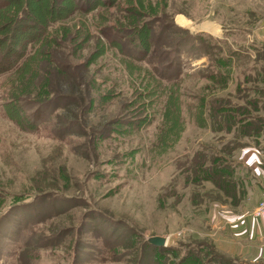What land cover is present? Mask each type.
Segmentation results:
<instances>
[{
	"label": "rangeland",
	"instance_id": "obj_1",
	"mask_svg": "<svg viewBox=\"0 0 264 264\" xmlns=\"http://www.w3.org/2000/svg\"><path fill=\"white\" fill-rule=\"evenodd\" d=\"M262 91L264 0H0V264H250L197 167L247 138L210 106L264 126Z\"/></svg>",
	"mask_w": 264,
	"mask_h": 264
},
{
	"label": "crops",
	"instance_id": "obj_2",
	"mask_svg": "<svg viewBox=\"0 0 264 264\" xmlns=\"http://www.w3.org/2000/svg\"><path fill=\"white\" fill-rule=\"evenodd\" d=\"M242 143L233 154L236 164L233 173L238 185L234 192L223 194V203H215L225 210L223 226L214 225L213 235L219 234L217 244L222 243L225 253L250 264H264V216L254 215L264 198V130Z\"/></svg>",
	"mask_w": 264,
	"mask_h": 264
},
{
	"label": "trees",
	"instance_id": "obj_3",
	"mask_svg": "<svg viewBox=\"0 0 264 264\" xmlns=\"http://www.w3.org/2000/svg\"><path fill=\"white\" fill-rule=\"evenodd\" d=\"M213 46H214V49H218L216 47L217 45H213ZM222 48H223V51H225L224 45ZM218 51L221 52L219 49ZM209 56L211 58V62L213 65L212 67L214 68V70L218 71V73H215L213 77L217 76L216 78L218 79L217 74L220 75L221 73L222 75L220 79H223L225 82H228L229 73L228 72L226 73V71H227L228 65L231 63L230 62L231 59L235 60V58L244 56V54L241 52L239 48H236V49L231 48L227 51L226 55H223L222 53H218L214 56H211V54ZM221 87L224 88V84ZM262 93L264 92L262 91ZM232 108L233 107H225L224 109V107H221V106L220 107L210 106L209 113L213 111V115H211L210 113L211 116H209V118L213 121V118H215L217 115L218 116L220 115L221 119L225 120L228 123V126L233 127L232 130L240 131L241 136L243 137H254L260 134L262 130H264L263 125L261 124L256 125L253 122V120L255 119L252 116L238 117L239 108H235L236 109L235 111ZM250 126L252 127V129L247 130L248 127ZM239 141L237 140V145L235 146L236 149L242 145V142L241 141L239 142ZM233 167L234 166H231V167L230 166L225 167L223 165L216 166L215 164L209 165L207 167V166H202L200 164V166H198L197 168L199 170L207 168L209 179L213 180V183L215 184L216 188L218 187L220 189L227 191L228 193H232V191L234 192V190L236 189V186L238 185L237 180L231 177V175L233 174ZM208 169H211V172Z\"/></svg>",
	"mask_w": 264,
	"mask_h": 264
},
{
	"label": "water",
	"instance_id": "obj_4",
	"mask_svg": "<svg viewBox=\"0 0 264 264\" xmlns=\"http://www.w3.org/2000/svg\"><path fill=\"white\" fill-rule=\"evenodd\" d=\"M148 241L151 244L156 245V246H165L167 242V237L156 235V236L149 237Z\"/></svg>",
	"mask_w": 264,
	"mask_h": 264
},
{
	"label": "built area",
	"instance_id": "obj_5",
	"mask_svg": "<svg viewBox=\"0 0 264 264\" xmlns=\"http://www.w3.org/2000/svg\"><path fill=\"white\" fill-rule=\"evenodd\" d=\"M254 215L257 217L264 216V198L260 200L256 210L254 211Z\"/></svg>",
	"mask_w": 264,
	"mask_h": 264
},
{
	"label": "bare ground",
	"instance_id": "obj_6",
	"mask_svg": "<svg viewBox=\"0 0 264 264\" xmlns=\"http://www.w3.org/2000/svg\"><path fill=\"white\" fill-rule=\"evenodd\" d=\"M178 21H179L181 24H183V25H189V24H191V22H190L189 20L185 19L184 17H179V18H178ZM190 26H192V24H191ZM204 27H206V28H208V29L211 28V27H210V24H208V23L205 24Z\"/></svg>",
	"mask_w": 264,
	"mask_h": 264
}]
</instances>
